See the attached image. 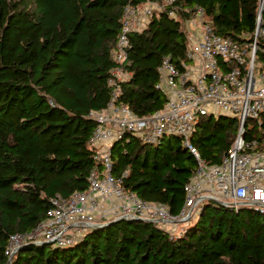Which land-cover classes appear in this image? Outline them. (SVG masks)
I'll return each instance as SVG.
<instances>
[{
	"label": "trees",
	"instance_id": "obj_1",
	"mask_svg": "<svg viewBox=\"0 0 264 264\" xmlns=\"http://www.w3.org/2000/svg\"><path fill=\"white\" fill-rule=\"evenodd\" d=\"M146 1L0 0V264H264V214L212 203L179 236L130 219L89 230L71 245L26 242L7 254L10 237L40 223L52 198L89 188L99 166L90 114L112 100L108 78L124 7ZM258 1L175 0L168 9L176 17L167 10L152 16L129 36L124 68L131 76L117 101L140 117L162 110L159 68L165 58L179 68L188 61L186 20L201 7L217 34L240 40L255 28ZM238 127L237 118L204 116L191 140L217 164ZM247 129L246 137L264 138V113ZM112 158L116 176L127 171L125 190L181 211L197 169L181 136L152 145L128 134L114 143Z\"/></svg>",
	"mask_w": 264,
	"mask_h": 264
},
{
	"label": "built area",
	"instance_id": "obj_2",
	"mask_svg": "<svg viewBox=\"0 0 264 264\" xmlns=\"http://www.w3.org/2000/svg\"><path fill=\"white\" fill-rule=\"evenodd\" d=\"M174 1L147 0L140 6L124 7L112 53L116 65L108 78L112 100L107 108L90 114L97 122L90 142L96 147L99 166L91 172L89 188L67 198H52L40 223L28 233L10 237L9 256L26 242L71 245L94 225L123 217L157 223L179 236L206 203L236 211L250 208L264 214V138L246 137L248 120H258L264 113V0L258 1L254 30L240 40L217 34L206 20L204 9H196L195 16L186 20L188 61L179 68L165 58L159 68L157 88L166 96L162 110L140 117L117 101L121 83L131 76L124 68L130 34L145 29L152 16L165 10L176 17V8L168 9ZM221 115L237 118L238 132L221 162L209 164L191 136L201 117ZM128 134L152 145L168 135L181 136L196 157L197 169L185 185V201L178 214L164 204L143 200L125 190L127 171L120 176L114 174L112 146Z\"/></svg>",
	"mask_w": 264,
	"mask_h": 264
},
{
	"label": "water",
	"instance_id": "obj_3",
	"mask_svg": "<svg viewBox=\"0 0 264 264\" xmlns=\"http://www.w3.org/2000/svg\"><path fill=\"white\" fill-rule=\"evenodd\" d=\"M113 146H114V144H113ZM113 146H112V148H113ZM121 220H130V218L123 217V218H120V219H117V220H112V221L107 222L105 224H96V225H94V229L103 228L105 226H108L110 224H113L114 222H118V221H121ZM131 220H143V219H140V218H132ZM39 244H50V245H52V242H44V243H39Z\"/></svg>",
	"mask_w": 264,
	"mask_h": 264
},
{
	"label": "rangeland",
	"instance_id": "obj_4",
	"mask_svg": "<svg viewBox=\"0 0 264 264\" xmlns=\"http://www.w3.org/2000/svg\"><path fill=\"white\" fill-rule=\"evenodd\" d=\"M249 122H250V124H252V120H249ZM196 220V219H195ZM195 220H193L190 224H188V225H186V224H184V225H186L187 227L189 226V225H191Z\"/></svg>",
	"mask_w": 264,
	"mask_h": 264
}]
</instances>
